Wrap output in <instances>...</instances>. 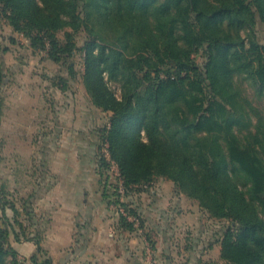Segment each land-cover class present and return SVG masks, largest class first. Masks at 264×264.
Instances as JSON below:
<instances>
[{
  "label": "trees",
  "instance_id": "16d2710c",
  "mask_svg": "<svg viewBox=\"0 0 264 264\" xmlns=\"http://www.w3.org/2000/svg\"><path fill=\"white\" fill-rule=\"evenodd\" d=\"M0 16L72 78L67 58L82 52L90 100L112 114L93 142L103 181L112 164L124 197L158 178L172 181L228 223L212 244L222 260L264 264V110L243 88L264 98V0H0ZM4 81L0 72V88ZM119 183L113 197L105 182V200L141 219ZM9 196L0 189V264H21L12 242L29 239ZM22 210L31 216L27 201ZM128 216L120 214V226L134 231ZM44 253L33 264H52Z\"/></svg>",
  "mask_w": 264,
  "mask_h": 264
},
{
  "label": "rangeland",
  "instance_id": "374dc122",
  "mask_svg": "<svg viewBox=\"0 0 264 264\" xmlns=\"http://www.w3.org/2000/svg\"><path fill=\"white\" fill-rule=\"evenodd\" d=\"M67 31L72 32L69 28ZM257 36L264 44L263 25L257 27ZM59 37L63 39L64 32ZM85 38V33L77 35L79 48L83 47ZM66 63H73L77 78L69 76L67 66L49 59L46 51L35 52L29 41L14 32L0 16V72L5 76L0 88V189L4 187L12 191L15 187H8L7 181L3 179L12 171L8 161L9 156L13 158V154L8 155L7 152L8 147L15 143L13 131L17 132L16 140L19 143L24 139L26 145L33 148L39 145L54 146L63 143L67 137L68 141L77 139L75 141L90 147L97 139L98 130L108 123L112 114L93 106L82 81V52L74 58H67ZM62 78L65 80L62 81ZM111 87L120 97V87L115 84ZM243 88L255 106L264 110V98H258L248 83H244ZM39 129L46 133V143L42 138L39 144ZM59 135L61 137L57 138ZM33 151L19 154L20 160L26 163L25 171L30 172L27 174L29 177H34L33 165L31 168ZM104 154L109 157L106 151ZM4 164L5 167L1 169ZM103 172L104 182L112 184L107 186L114 197V187L120 182L119 169L112 164ZM29 185L30 181L26 179L19 184L20 191H12L18 196L22 209L26 202L23 199L27 196L24 194L25 189ZM8 200L13 201V198L9 197ZM124 201L133 205L143 221L141 225V219L133 217L137 220L134 231H129L121 238L125 242L129 239L136 244L142 243L143 249L139 251L145 264H227L221 259L220 244H212L228 223L211 219L196 201L180 193L172 181L158 178L124 197ZM111 208L118 212L120 224L122 213L114 204ZM20 220L26 227L23 215Z\"/></svg>",
  "mask_w": 264,
  "mask_h": 264
},
{
  "label": "crops",
  "instance_id": "0c3cea01",
  "mask_svg": "<svg viewBox=\"0 0 264 264\" xmlns=\"http://www.w3.org/2000/svg\"><path fill=\"white\" fill-rule=\"evenodd\" d=\"M12 133H15L12 138L15 143L7 152L13 154L8 161L12 171L1 175L8 187L15 186L13 192L20 191L18 186L26 179L31 184L25 189L27 196L22 198L31 206L28 211L31 216L19 206L16 193L6 189L27 222L29 240L13 242L21 264H33V256L41 254V250L52 264H145L139 251L143 249L142 243L129 239L125 242L121 238L129 231L120 226L118 212L103 196L105 182L95 161L93 142L89 147L75 141L77 139L68 141L67 137L54 146L44 144L33 148L27 146L24 139L19 143L17 132ZM37 133L39 144L42 138L46 143V133L41 129ZM32 149L34 177H29L30 172L25 171L26 163L20 160L19 154L32 152ZM3 167L5 164L1 169ZM8 216H13L12 211H8Z\"/></svg>",
  "mask_w": 264,
  "mask_h": 264
},
{
  "label": "built area",
  "instance_id": "2783aa9c",
  "mask_svg": "<svg viewBox=\"0 0 264 264\" xmlns=\"http://www.w3.org/2000/svg\"><path fill=\"white\" fill-rule=\"evenodd\" d=\"M119 188H120V190H119V192H120V194L122 195V201H124V195H125V190H124V187H123V183L122 182H120V185H119ZM124 216H128V213L124 210V209H120L119 210ZM133 217H131V216H128V219L131 221H133V222H137V220L136 219H132ZM136 224V223H135ZM136 226V225H135ZM152 263V262H151Z\"/></svg>",
  "mask_w": 264,
  "mask_h": 264
}]
</instances>
